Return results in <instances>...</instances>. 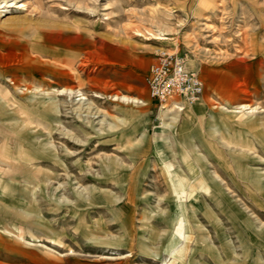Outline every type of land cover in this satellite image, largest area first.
Returning a JSON list of instances; mask_svg holds the SVG:
<instances>
[{
  "label": "rangeland",
  "instance_id": "rangeland-1",
  "mask_svg": "<svg viewBox=\"0 0 264 264\" xmlns=\"http://www.w3.org/2000/svg\"><path fill=\"white\" fill-rule=\"evenodd\" d=\"M4 1L0 264H264V0Z\"/></svg>",
  "mask_w": 264,
  "mask_h": 264
},
{
  "label": "built area",
  "instance_id": "built-area-1",
  "mask_svg": "<svg viewBox=\"0 0 264 264\" xmlns=\"http://www.w3.org/2000/svg\"><path fill=\"white\" fill-rule=\"evenodd\" d=\"M151 96L161 104L172 100L182 105L198 101L204 92L199 73L189 66L182 52L163 51L150 66L147 77Z\"/></svg>",
  "mask_w": 264,
  "mask_h": 264
},
{
  "label": "bare ground",
  "instance_id": "bare-ground-1",
  "mask_svg": "<svg viewBox=\"0 0 264 264\" xmlns=\"http://www.w3.org/2000/svg\"><path fill=\"white\" fill-rule=\"evenodd\" d=\"M5 2V5L4 6H11V5H13L14 3H10L9 4V2H10V0H6V1H4ZM25 4H21L20 6H18V8L19 7H22V6H24ZM63 92H67V93H69V94H75L76 93V91H74V89H68V90H66V91H61L60 93H63ZM171 103V104H170ZM175 106L177 109H180V108H182V110L184 109V107L181 105V103L180 102H177V101H175V100H172V101H169V102H167V103H164V104H162L161 106V108H167V107H169V106ZM179 105V106H178ZM49 107H51V106H49ZM242 107H244V108H248V106L246 105H244V106H242ZM48 109V108H47ZM6 159V158H5ZM182 196V194H181V192H179L178 191V196ZM171 253H175V250H173V252H171Z\"/></svg>",
  "mask_w": 264,
  "mask_h": 264
},
{
  "label": "crops",
  "instance_id": "crops-1",
  "mask_svg": "<svg viewBox=\"0 0 264 264\" xmlns=\"http://www.w3.org/2000/svg\"><path fill=\"white\" fill-rule=\"evenodd\" d=\"M7 152H8V150H7ZM7 154V156H6V158L8 159V160H13V163H14V161L16 162V163H19L18 165L16 164V163H14L15 164V167H9V170L11 169V170H17V169H19V167H21V165L22 164H24V165H27V166H31V164H32V162L31 161H33V159H24V158H20L19 156H17V157H15V156H12V155H10V154H8V153H6ZM1 159L2 158H0V162H2L1 161ZM28 160H30V161H28ZM3 163V162H2ZM3 164H5V163H3ZM7 166H8V164H6ZM25 180H29L30 181V179H25Z\"/></svg>",
  "mask_w": 264,
  "mask_h": 264
}]
</instances>
